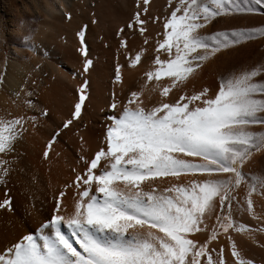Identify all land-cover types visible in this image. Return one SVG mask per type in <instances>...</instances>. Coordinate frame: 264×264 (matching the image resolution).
Listing matches in <instances>:
<instances>
[{"label": "snow or ice", "instance_id": "6c2138e0", "mask_svg": "<svg viewBox=\"0 0 264 264\" xmlns=\"http://www.w3.org/2000/svg\"><path fill=\"white\" fill-rule=\"evenodd\" d=\"M148 5L149 0H136L126 28L144 36L149 22L162 23L154 67L143 74L140 90L130 91L126 100L113 93L109 108L116 111L107 117L111 123L104 140L92 156L79 157L83 171L73 169V181L64 185L74 190L71 210L62 207L65 191L60 190L50 219L35 233L0 248V264H227L223 245L219 251L209 247L220 234L227 237L235 264H246L231 233L251 235L234 213L247 211L255 217L251 196L258 187L264 191V176L243 171L253 152L264 150V78L257 79L264 77V64L220 74L211 94L207 87L189 93L177 85L222 49L264 37V26L199 31L217 17L254 12V5L264 7V0H254V5L238 0H176L174 4L168 0L164 17L148 15ZM144 42L148 43V37ZM120 44L124 46L123 39ZM144 51L136 52L129 65H136ZM91 63L85 56L84 69ZM120 67L116 65V82L122 79ZM4 75L0 72V82ZM153 80L160 83L150 91L159 90L161 99L148 107L142 94ZM173 88L178 98L164 99ZM81 90L86 92L84 84ZM84 100L85 95H80L70 118L63 121L64 128L80 115ZM25 103L33 106L30 99ZM39 114L46 116L47 110ZM26 119L37 121L36 116L7 112L0 116V153L12 151ZM257 125L262 130H253ZM58 135L59 129L52 140ZM7 163L0 159V181L8 171ZM182 176L190 179L182 180ZM158 178L174 182L162 189L154 183L150 190L143 188L145 182ZM241 185L246 190L238 197ZM0 209L12 210L10 198L0 201ZM213 216L215 222L210 224ZM202 233L207 234L205 240L194 238Z\"/></svg>", "mask_w": 264, "mask_h": 264}, {"label": "rangeland", "instance_id": "374dc122", "mask_svg": "<svg viewBox=\"0 0 264 264\" xmlns=\"http://www.w3.org/2000/svg\"><path fill=\"white\" fill-rule=\"evenodd\" d=\"M175 2L176 0H173V4ZM238 2H240L242 5H254V0H238ZM167 3L168 0H149L148 15L153 17H164L168 14V9L165 7ZM42 5L43 0H0V28L3 35L0 39V61L2 60L3 62H6L9 56H12L19 57L20 60L25 63L29 62L28 64H31L33 67V69L30 68L29 70H32L30 72V80L32 79L30 84L34 85V91L30 92H34V95L32 93H29L27 94L26 98H29L32 102H36L42 85L43 87L47 88L48 95L46 93L45 95L47 97H50L52 94V99H54L52 101V104L51 102H49L50 104L45 103V105L47 106H43L44 103L42 101H40L39 103V100L37 99L38 102L32 103V105L35 106L37 104L36 107L32 106L29 110V106L25 105L27 106L26 108L33 114H36L38 113V111L40 112V109L43 110L47 107V109H49L47 110V113L53 112L55 114L57 113L56 111L64 110L63 112L67 114L68 108L70 106L69 102H71V99L69 100L70 96L68 94L70 93L71 88L72 90H74V87H70L71 84L67 80H62V82H66V84L62 83L64 84L63 86L60 84L61 81L57 80L55 75L51 72V63H57L59 64V66L64 65V67L68 68V70H71V68H73L74 66L77 67L76 70L78 68L81 69V71H83V77L80 78L83 83L86 80V84L84 85L88 90V98L91 97L95 101L99 99L100 103L104 102L105 104L108 97L105 96V93L108 95L107 92H109L108 90L109 88H111L110 84H112V81L115 77L116 65L119 64L121 66L120 69L122 70L125 69V64L127 62V59H125L127 58V53L125 54L122 51L121 48H124V46H121L120 41L122 39L128 40L130 46L129 53L131 51L134 52L135 48H138L137 44L139 42V32L136 30L139 34L138 35L136 31L126 28V25L131 20L135 12L136 0H80L79 3H77V6L72 10V12H70V16L65 17V19L63 20V22L67 23L66 26L64 24L66 30L68 29L67 33H65L64 31V35L53 42L54 44L51 45L53 48H51L50 46L48 47V49H42L41 51L37 52L36 47L37 45H39V43L35 42V36L39 32L42 26L41 21H43L44 18ZM254 6L257 9L254 12L233 13L231 15L217 17L214 19V21L210 22L208 25H205L199 31L202 34H205L232 28H251L264 26V7L260 5ZM161 26L162 23L160 21H157L156 23L149 22L147 24L146 33L144 35L148 37V43L145 44V47H152L150 52L154 51L156 41L160 38L162 39V36H157V32L159 33V31H163V28ZM121 28L124 29L123 34L118 35L117 32ZM80 31H83V36L77 35V33ZM54 45L56 46V48H54ZM14 47H17L16 49L19 48V55L15 53ZM70 53L73 54V58H71ZM153 53H149V55L152 56L154 55ZM161 55L164 57L165 53L164 55L163 53H161ZM85 56H87L88 60L92 62L91 64H89L87 70L84 69ZM152 58H154V56ZM204 63H209V67L211 69L210 76L215 81V84L212 86L213 88L211 87V89H209V87L208 89H213L212 91H214V89H217V77L220 74L229 72L233 69H239L244 66L251 67L256 64H264V37L257 36L255 39L242 41L238 45L231 46L228 49H222L215 56L209 58V60ZM79 69L78 71H80ZM85 77H87V79ZM262 78L264 77H257V79ZM56 80L57 82L60 81V83H57ZM44 81L47 82V86L44 84ZM58 84L61 85L59 88L62 87V90H59V88L57 87L60 93L56 88ZM32 85L31 87H33ZM64 87L70 88L64 89ZM36 89L38 91H35ZM48 89L49 91H51L50 94L48 93ZM98 89H100L101 91H99ZM72 90L70 93L71 95ZM92 90H95L94 93L97 92V96L95 94H93L92 96ZM212 91H210V94L213 93ZM54 93L57 95L59 94L61 97H59V95V98L56 97L57 95H53ZM46 96L45 100L51 101L50 98H48L47 100ZM22 99L25 100V96ZM22 99L19 100L22 101ZM20 104L24 105L25 102H22ZM40 104L43 105L41 106ZM38 106L39 110L37 109ZM253 130L262 129L257 125L253 126ZM22 136L23 135L20 134V136L17 138V141L15 140L12 151L4 155L7 156V161L8 158L15 157L12 160L9 159L8 162L10 164H8L11 165V163L13 162L11 168H14L13 170L16 169V180L19 181L16 182L23 194L26 195V197L31 198L32 200L40 201V199L45 198V196L47 195L49 197V194H51V192L47 188L48 186H46V183H41L40 181H38V179L35 178L34 174H32V163H30V160L28 161L27 159V153L29 149L24 144L25 141L21 140L23 139ZM243 171L249 176H264V150L260 152H253L250 160L247 161L243 166ZM245 190L246 185H241L237 190L238 197H243L245 194ZM251 199L254 204V212L255 214H258H256L255 217L261 216L260 219H256L255 217L250 216L247 211H240L238 214L234 213V215L238 222L248 225V227L251 229L250 238L252 236V238L254 237L255 239H259L261 241L263 239L262 237H264V191H262L258 187L257 190L252 194ZM243 203V200H241L242 205ZM250 217L251 219L255 218L256 221H253V219L251 220ZM46 219L50 218L46 217ZM213 221L215 222L214 216L211 222L214 223ZM39 226H37V228ZM37 228H34L33 230L30 229L29 233H35V230ZM252 232H254V234ZM235 233L236 232H234L233 235H235ZM237 233L241 234L240 236H244L242 243L246 245L247 240H245V238L248 234L243 235L242 233ZM222 235L223 234H220L218 238ZM237 240L240 241V237L239 239L237 238ZM214 241L215 240L209 242V247ZM244 247L245 249H247L246 247H248V245ZM228 249L230 250L229 247ZM261 249L262 251L257 252L255 257L251 258V262L253 264H264V253H262L264 247ZM201 259H203V257Z\"/></svg>", "mask_w": 264, "mask_h": 264}, {"label": "bare ground", "instance_id": "6f19581e", "mask_svg": "<svg viewBox=\"0 0 264 264\" xmlns=\"http://www.w3.org/2000/svg\"><path fill=\"white\" fill-rule=\"evenodd\" d=\"M79 1L80 0H43L42 12L44 18L43 21H41L42 23L40 22L42 26L39 32L37 33V35L35 36V42L39 43V45H37L36 47L37 52L41 51L42 49H48V47L54 44L53 42H55L59 37H62L64 35V31L65 33H67L68 29L66 30L65 28L67 23L63 22V20L65 19V17H69L70 15L66 16L65 13L71 14L70 12H72V10L77 6V3H79ZM2 36H3L2 30L0 28V39L2 38ZM144 38L145 35L142 37L140 34L138 38L139 42L137 41L138 48H135V50L132 49L134 50V52L131 51L133 53L131 52L129 53V49H130L129 42L126 39L124 40L125 41L124 48L121 49L125 54L127 53L126 55L127 58H125L127 59V62L125 61L126 62L125 69L122 70L120 69L121 77H122L120 82H116L115 77L113 81L111 80L112 84H110L111 88H109L108 90L109 92H107L108 95L105 93V96H108L107 102L105 104L104 102L100 103L98 98L97 101H95L91 97L88 98V94H87L88 90L86 89L87 87L85 88L86 92L84 90L78 91V89H80V86L82 84H85L86 82L85 80L83 83V81L80 78L83 77L82 76L83 71H81V69L78 68L81 71L80 73L78 69L76 70L77 67L75 66H74L75 68L73 67L71 68V70L70 69L68 70V68H65L64 65L59 66V64L57 63H51L50 65V68L52 69L51 72L55 75L57 80L61 81V83L60 81L58 82L63 86L64 84H66V82H62V80H67L71 84L70 87L72 86L74 87V90H72L71 88L72 95L70 94L71 90L70 93L68 92L69 94L67 93L71 97V98L69 97V100L71 99L70 100L71 102H69L70 106L68 108L67 114L63 112L64 110H60V111H56L57 113L55 114L52 112V113H47L46 116L40 115L38 114L39 106L37 107L38 113L36 112H34L36 114L31 113L29 111L30 107H28L29 110L26 108L28 106L26 103L24 105L20 103L22 102L24 103L26 99H29L26 98L27 94L34 93V92H30V91H34L33 90L34 85L30 84L32 80V79L30 80L31 77L30 72L32 70L31 71L29 70L30 68L33 69L32 65L31 64L29 65L28 64L29 62L25 63L21 61L19 57H12V56H9L6 62H3L2 60L0 61V72L5 73L4 77L2 78V82H0V116L4 115L7 112L13 116L23 115L25 117H32V116L37 117V121L35 122V124H33V122L29 119L25 120L24 127L21 133L23 135L22 136L23 139L21 140L25 141V143L24 142L23 143L29 149L28 153L27 152L26 153H27L28 161L30 160V163H32V170H33L32 174H34L35 178L38 179V181H40L41 183H46L47 184L46 186H48L47 188L51 192V194H49L50 195L49 197L48 195L45 196V198L41 197L42 199H40V201L32 200L31 198L26 197V195L23 194V192L19 188V185L17 184V182L19 181L16 180L17 179V174L15 172L16 169L13 170L14 168L13 169L11 168L13 162L11 163V165H9L10 163L8 162L9 159L12 160L15 157L8 158L7 161L6 160L7 156H5L4 153H0V159L6 160L9 163V164L7 163L8 171L5 174L3 180L0 181V201H3L6 197L10 198V205L12 209L11 211H8L6 209H0V248H3L6 245L16 242L22 235L28 234L30 229L33 230L34 228H37V226H39L42 222L46 220V217L50 218L52 214V210L55 207L54 197L58 195L60 190L65 191V196L61 197L62 207L66 206L68 207L69 210H71V206L74 199V190L64 189V185L70 184L73 181L74 176L76 174L73 171V169H75L76 172L83 171L84 163L83 161H79V157L81 155H84L86 158L92 156L94 152L98 150L102 141L104 140L106 126L109 123H111V121H109L107 117L111 115L114 111H116L115 109L109 108V104L112 102L113 93L116 94L117 98L120 101L126 100L130 91L140 90V86L144 80L143 74L149 69L154 67V65L152 64V59H153L152 57L155 55V53H153L154 51L150 52L152 47H148L147 45H146L147 47H145ZM16 48L17 47H14V51L15 53H17V55H19L20 52L19 48L18 49ZM51 48L53 47L51 46ZM54 48H56L55 45ZM141 48L143 49L145 48V51L141 55L140 61H138L136 65L130 66L129 59L135 57L136 52L140 51ZM149 53H153L154 55L150 56ZM161 53H163L164 55L163 50H160V54ZM72 55L73 54H71V58H73ZM161 57L163 58L162 55ZM210 73H211V69L209 67V63H204L202 65L201 70L196 72L195 75L190 76L184 84H180L178 82L177 88L186 89V91L189 93L194 89L199 90L204 86L207 88L210 87L209 89H211V87L215 84V81L213 78H211ZM85 78L87 79V77ZM161 80L167 81L168 78L162 77ZM156 83H160V82H157L155 80L149 81L144 93L142 94V98L144 100L145 106L150 107L152 102L161 99L159 95V90H157L156 92L150 91V89ZM44 84L47 86L46 81H44ZM31 85L33 87H31ZM61 85L58 84L56 88L57 87L59 88ZM161 86L163 85L161 84ZM67 88L64 87V89ZM177 88H173L170 91L169 96L164 99L174 100L178 98L179 92L177 91ZM60 89L62 90V87L59 88V90ZM98 90L101 91L100 89ZM35 91L38 90L36 89ZM94 91L92 90L93 92L92 96L93 94L96 95L97 93V92L94 93ZM50 92L51 91H49L48 89L49 94ZM17 93H19V95H16ZM45 93L47 94V88L41 85V90L37 98L39 100V103L40 101L44 103V105L40 104L41 106L42 105L47 106L45 105V103H49V102H51L52 104V101L54 100L52 99V94L50 97L49 96L47 97ZM82 94L85 95V100L81 105L80 115L72 119L71 124L67 128H64L62 126L63 121L68 120L70 118V114L74 110V104L77 102L79 96ZM53 95L56 96L57 94L54 93ZM58 95L56 97H58ZM24 96H25V100L22 99ZM45 96L47 97V100L48 98H50L51 101H46ZM59 97L61 96L59 95ZM19 99L20 100L22 99V101H20ZM37 99L36 102H38ZM33 106L36 107L37 104L36 106L35 105ZM47 108L45 109L49 110ZM57 129H59V135L55 140H52V136L57 131ZM50 140L52 141V143L49 145L48 142ZM46 148L48 151L47 156L44 155ZM181 179L188 180L190 179V177L182 176ZM170 182H174V181H172L171 178H158L154 182H145L143 184V188L145 190H150L154 183L157 189H162L163 187L168 186ZM255 218L260 219L261 216L260 217L256 216ZM255 218H252L253 221H256ZM210 222L211 221H209V223ZM64 230L67 231L66 229ZM254 232L252 233L254 234ZM231 234H232L231 235L232 240L235 242L246 264H253L251 262V258H254L257 252L262 251L261 248L264 247V245H262L264 244V237H262L263 239L260 241L259 239H255L254 237L252 238V236L250 238V235L249 237L247 235L245 238V240H247L246 245H248V247H246L248 249L247 250L244 247L246 245L242 243L244 236H240L241 234H238L237 232L235 233V235H233L234 232ZM239 237H240V241L237 240V238L239 239ZM194 238L203 241L207 238V234L206 233L195 234ZM250 241L253 242L251 243ZM221 245H223L224 247L223 255L225 260L227 261V264H235V260L231 256V250L228 249L229 243L225 235L220 236L217 240L212 242L210 248H215L217 249V251H219ZM262 253H264V249ZM212 255L215 257L216 253L213 252Z\"/></svg>", "mask_w": 264, "mask_h": 264}]
</instances>
